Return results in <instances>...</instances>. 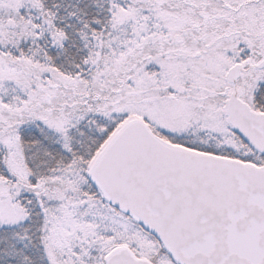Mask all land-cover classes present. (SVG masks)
Returning <instances> with one entry per match:
<instances>
[{
  "label": "snow or ice",
  "instance_id": "obj_1",
  "mask_svg": "<svg viewBox=\"0 0 264 264\" xmlns=\"http://www.w3.org/2000/svg\"><path fill=\"white\" fill-rule=\"evenodd\" d=\"M0 264H264V0H0Z\"/></svg>",
  "mask_w": 264,
  "mask_h": 264
}]
</instances>
